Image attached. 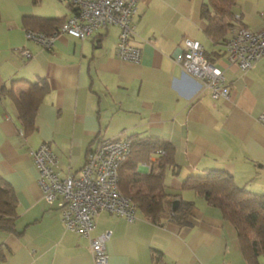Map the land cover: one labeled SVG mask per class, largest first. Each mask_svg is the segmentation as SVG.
<instances>
[{
  "label": "crops",
  "instance_id": "1",
  "mask_svg": "<svg viewBox=\"0 0 264 264\" xmlns=\"http://www.w3.org/2000/svg\"><path fill=\"white\" fill-rule=\"evenodd\" d=\"M236 1L234 22L264 28V0ZM205 2L139 3L131 42L142 55L131 62L117 55L118 25L85 39L60 33L50 49L26 37L25 15L67 18L74 13L70 0H0V173L17 198L15 229H0V264H93L89 237L67 230L58 202L44 199L30 151L48 143L59 158L55 168L79 175L92 149L118 137L170 143L174 164L164 168L165 186L195 203L186 226L170 218L173 201H180L172 195L159 223L138 208L134 221L101 211L91 236L110 231L107 264H248L234 224L183 189L190 176L225 171L238 186L264 193V56L247 71L231 63L224 40L215 43L207 33ZM184 37L200 41L223 69L228 99L213 98L176 61ZM40 78L48 88L36 129L26 135L15 97L3 93V86L18 93ZM151 169L145 162L138 167L142 173Z\"/></svg>",
  "mask_w": 264,
  "mask_h": 264
},
{
  "label": "built area",
  "instance_id": "2",
  "mask_svg": "<svg viewBox=\"0 0 264 264\" xmlns=\"http://www.w3.org/2000/svg\"><path fill=\"white\" fill-rule=\"evenodd\" d=\"M76 13L67 17L59 33H67L85 39L96 30L107 25H118L120 35L117 54L125 61L139 62L142 51L131 42L134 32L133 21L138 5L143 0H71ZM57 33L47 35L42 31L27 30L26 37L50 49ZM225 52L231 63L242 71L249 70L264 56V28L258 31L245 26L233 27L224 43ZM21 53L30 57L27 49ZM176 61L198 77L213 98H229L230 90L221 67L213 64L204 54V46L198 40L184 37L176 52ZM264 123V113L259 115ZM132 149V141L126 137L101 141L92 149L80 174L62 175L55 168L58 155L48 143L30 151L39 171L38 182L47 203L58 202L61 219L67 230L89 237L93 264H107L106 241L110 231L92 237L96 218L101 211L124 216L128 221L137 218V206L119 188V167Z\"/></svg>",
  "mask_w": 264,
  "mask_h": 264
},
{
  "label": "trees",
  "instance_id": "3",
  "mask_svg": "<svg viewBox=\"0 0 264 264\" xmlns=\"http://www.w3.org/2000/svg\"><path fill=\"white\" fill-rule=\"evenodd\" d=\"M36 2V0H35ZM236 0H206L203 12L208 18L207 33L210 38L223 44L230 26H244L234 22ZM1 17V14H0ZM66 18L25 15L26 30L42 31L47 34L59 31ZM205 56L213 62L204 50ZM16 81V80H13ZM48 83L40 78L30 82L26 90L18 93L13 88L3 86V93L15 97L19 116L25 134L36 129L35 116L42 96L47 91ZM132 149L119 167V188L133 200L137 208L155 223L161 222L167 211L168 195L180 198L175 209L170 211V218L181 225H189V216L194 200H185L180 192H170L164 183V168L174 164L172 145L157 137L129 138ZM156 156L154 161L151 159ZM151 164L148 173L138 170L141 163ZM183 189L193 190L210 205L218 207L223 217L232 222L237 230L242 253L248 264H264V193H254L238 186L233 177L225 171L212 172L208 175L190 176L183 183ZM17 215V198L13 188L0 173V229L13 231Z\"/></svg>",
  "mask_w": 264,
  "mask_h": 264
},
{
  "label": "bare ground",
  "instance_id": "4",
  "mask_svg": "<svg viewBox=\"0 0 264 264\" xmlns=\"http://www.w3.org/2000/svg\"><path fill=\"white\" fill-rule=\"evenodd\" d=\"M71 1V0H70ZM71 5L73 6V8H74V13H76V11H77V7H75V5H74V3L71 1ZM138 12V11H137ZM73 13V14H74ZM66 20V19H65ZM65 22V21H64ZM63 22V23H64ZM45 33V32H44ZM55 33H57V35L58 34H60L58 31H56ZM45 34H47V33H45ZM53 34V33H52ZM67 34V33H66ZM47 35H51V34H47ZM70 35V34H69ZM75 37V36H74ZM80 39V38H79ZM53 45V44H52ZM118 53V52H117ZM118 55V54H117ZM119 57V56H118ZM120 58V57H119ZM121 59V58H120ZM122 60V59H121ZM123 61H125V60H123ZM214 64V63H213Z\"/></svg>",
  "mask_w": 264,
  "mask_h": 264
},
{
  "label": "water",
  "instance_id": "5",
  "mask_svg": "<svg viewBox=\"0 0 264 264\" xmlns=\"http://www.w3.org/2000/svg\"><path fill=\"white\" fill-rule=\"evenodd\" d=\"M178 202H179L178 199H175V200L173 201V208H174V209L176 208Z\"/></svg>",
  "mask_w": 264,
  "mask_h": 264
}]
</instances>
